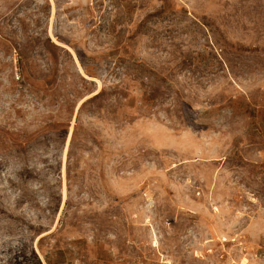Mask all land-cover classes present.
<instances>
[{"label":"rangeland","instance_id":"374dc122","mask_svg":"<svg viewBox=\"0 0 264 264\" xmlns=\"http://www.w3.org/2000/svg\"><path fill=\"white\" fill-rule=\"evenodd\" d=\"M0 264H264V0H0Z\"/></svg>","mask_w":264,"mask_h":264}]
</instances>
